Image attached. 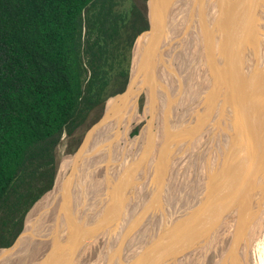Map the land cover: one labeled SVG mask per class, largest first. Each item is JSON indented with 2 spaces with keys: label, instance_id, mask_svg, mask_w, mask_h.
I'll return each instance as SVG.
<instances>
[{
  "label": "bare ground",
  "instance_id": "bare-ground-1",
  "mask_svg": "<svg viewBox=\"0 0 264 264\" xmlns=\"http://www.w3.org/2000/svg\"><path fill=\"white\" fill-rule=\"evenodd\" d=\"M247 1L151 0L149 16L153 22V34L144 36L137 43V62L134 66L136 72L139 71L143 55L148 53L150 70L147 69L146 74L143 73L138 78L134 76L128 94L109 103L100 131L87 140L71 167H68L66 160L63 161L53 190L29 212L23 232L16 242L9 248L0 249V264H50L62 239L58 229L69 208L71 207L72 218L75 220L80 208L75 206L73 209L72 206H79L78 202L90 197V201H94V207L91 206L93 208L88 214L95 212V219H99L105 208L99 209L96 202L106 190L119 192L123 202L135 185L140 186L141 181H144L141 186L152 199L158 191L165 188L168 182L165 181V174H170L172 179L170 177L169 182L172 187L167 186L173 188L170 194L174 197L180 196L181 175L190 181L188 188L194 184L192 189H197L198 196L193 197V202L201 194L204 193L206 197L210 193L211 185L219 182L217 175L224 166L235 161L243 148L239 142L246 135L249 124L253 123L258 103L260 83L257 71L260 69V55L263 52L260 45L264 47V0L253 1L257 4V10L263 12L262 15L260 12L255 14V17L249 12ZM192 61L197 63L196 70L190 69L182 77V68H187ZM186 68H183V74ZM143 89L148 97V113L156 117L148 122L138 138L130 142L126 132L131 129L130 125L140 119L136 115V99ZM157 92H161L162 96L159 97ZM155 119L158 122H154ZM155 123H159V127L154 132ZM130 149L138 150L130 153ZM167 149L169 154L165 158ZM238 174L239 172L236 174V181L239 184L229 192L231 196L224 201L226 207L222 208V218L221 212L212 218L215 222L212 233L215 262L264 264V180L258 177L257 171L244 173L242 176ZM200 178L202 181H199ZM240 179L248 182L245 187L241 186ZM211 200L210 198L206 205ZM206 210L209 213L212 211V214L219 212L209 207ZM141 221L145 223V220ZM112 225L110 223L102 229L101 235L95 240L100 237V240H106L115 230V233L119 231L118 236L123 235L128 246L131 242L126 241L127 231L123 232L119 227L118 231L116 227L112 230ZM126 226L127 223L124 227ZM128 232L135 234L136 229H129ZM124 242L120 241L118 244L121 246ZM118 244L113 247L116 254L121 248ZM74 251L77 254L79 248ZM95 252L93 257L98 259H94L98 264L105 256V260L111 261L117 256L115 254L116 256L109 258V254H106L109 250H99L98 252H103L101 254ZM72 255L73 251H70L65 257ZM103 264L107 263L104 261Z\"/></svg>",
  "mask_w": 264,
  "mask_h": 264
},
{
  "label": "trees",
  "instance_id": "trees-1",
  "mask_svg": "<svg viewBox=\"0 0 264 264\" xmlns=\"http://www.w3.org/2000/svg\"><path fill=\"white\" fill-rule=\"evenodd\" d=\"M124 1L0 0V249L53 189L63 133L126 89L148 21Z\"/></svg>",
  "mask_w": 264,
  "mask_h": 264
},
{
  "label": "rangeland",
  "instance_id": "rangeland-1",
  "mask_svg": "<svg viewBox=\"0 0 264 264\" xmlns=\"http://www.w3.org/2000/svg\"><path fill=\"white\" fill-rule=\"evenodd\" d=\"M148 1L149 0H125L121 5L117 6L116 9H118L120 11H126V10H129V8L132 5H135V6H137L144 13V16L146 17V19L148 21L149 20V17H150L149 16L150 6L148 5ZM144 36L145 35L141 36L140 38H138L136 40V42L134 43V46H133V49L134 50L132 49L131 61H130L131 62V65H132L130 67L133 69L132 73H134V70H135V67L134 66H135V63L137 62L136 59H135V48H136V45L139 42V40L141 38H143ZM189 66L187 68L186 67H183V68H186L185 71H184V74L182 73V71H183V68H182V71H181L182 77H184L187 72H190L191 71L190 69L196 70V67L195 66H197V63H194L192 61L189 64ZM182 81H185V80L182 79ZM184 85L185 84H183L182 86H184ZM126 89H127V87H126ZM126 89L121 94H118L120 96L110 97L102 105H100V106L96 107L94 110H92L88 114L85 122L80 127H78L72 134L69 135L66 132L63 133V135L60 138V142H59V144H58V146L56 148V151H55V155H56V174L57 175H58V172L60 171V168H61L60 166L62 165V163H63L64 160H66V163L68 164V167H71V164L77 159L79 153L74 158V160L71 159V156H74V154H76V152H78V150L83 145L86 136L88 135V133L96 125H97V127H95L94 131H92L90 133V135L88 136L87 140L91 136H93L94 133H98L99 132V129L102 127L101 126L102 125V122L101 121L103 120L104 116L106 115V112H107V108H108L109 103L111 101H113L114 99H117L118 97L124 96L126 93L128 94V92L126 91ZM159 95L162 96L161 92H160V94L158 93V96ZM136 103H137V105H136L137 106V114L136 115L140 119H138V121L135 122L134 124L130 125L129 128L131 127V129L129 131L127 130V132H126V137L128 138V140L130 142H132L133 140H135L136 138H138L141 135L142 130H144L148 126V122L150 120H153L152 118H155L156 117L154 114L152 115V114H149L148 113V110H147L148 109V106H147L148 97H147L146 91H144V89L138 94V98L136 99ZM145 107H146V109H145ZM154 122H158V120L155 119ZM170 125H172V124L170 123ZM156 126L159 127V123H155L154 124V128H157ZM95 130H97V131L95 132ZM155 131H156V129H154V132ZM87 140H86V142H87ZM167 144L168 143L166 142V145ZM135 150L136 149H130L129 152L132 153ZM137 150L135 151V153L137 152ZM168 154H169V149H167L165 158H167ZM69 171H70V168L67 170V172L69 173ZM182 174H184V173H182ZM170 177H171L170 174H165V181L166 182L167 181L168 182L171 181L172 177H171V179H170ZM180 179H181V184H180V189L181 190H179V193L180 194L178 193V195H180V196H178V197H174L173 195L170 194V193L173 192V188H170V187H172L171 184H170L171 182H169V183L167 182L168 186H170V187H168L167 184H166L164 186L165 188H163L160 191H158V193L155 195V198H152V199H150V196L147 195V194H145V190L142 189L143 187L141 185L144 183V181L143 182L141 181V185L140 186L139 185L138 186L135 185V188H133L131 190V192H129L124 197L125 199L123 198L124 199L123 202L120 199V193L119 192L115 191V193H113V191H110V189L109 190H106L102 194L103 197H101L100 199H98L97 202H96V204H97L96 206L97 207L99 206V209H100V207L101 208H103V207L105 208V211H104L103 215L99 219L98 218L95 219V217H94V213L95 212L92 213L91 215L88 214L89 212H91L92 208L94 207V201H90L91 200L90 197H86L85 198L86 200L83 199L85 201L78 202L79 206L78 205L72 206L73 209H74L75 206H77L78 208H80L79 211L77 210L78 215H76L75 220L72 218L71 207H70L68 213H66L65 214L66 216H64V218H63L61 227L58 229L59 230L58 233L60 234V236L62 237V239L59 241L58 249L55 251V255H54V258H53L54 260L52 259L50 264H54V263L55 264H57V263L58 264H62V262L65 259H67L66 260L67 263H71V264L72 263L73 264H75V263L76 264H98V261L97 262L95 261V260H98V259H96L93 256L96 253L95 251L98 252L99 250L100 251H104V252L109 250V252L106 253L107 255L109 254V258L114 257V256L117 255L116 257L113 258L112 261H111V259L105 260V258L107 259V256L104 257V255H103L104 258H102L100 260L101 262L104 263V261H105V263H107V264H111L112 262H114L113 264H115L116 260L118 259V261H117L118 263L116 262V264H120V262L125 259L124 260V263H125L126 261H128L130 259L131 256H133V252L136 253V250L138 248L139 249L142 248V246L149 244V242L153 241L155 239V237L159 236L162 233V231L165 229L166 225H167V227L169 226L168 225L170 223L169 221H172V219L173 220L176 219V215L179 216L181 213L184 214V211H186L187 209H189L188 207H185V206H187L188 202H190L193 199V197L196 198L198 196V192L196 194V190L197 189H195V190L192 189L193 188L192 186H194V184L191 185L188 188V185H190L189 184L190 181L184 175H181ZM199 181H202V178H200ZM166 186H167V189H166ZM190 188H191V190H190ZM164 189H166V191ZM188 190H190V191H188ZM162 191H164V192H162ZM185 193L188 194V195H186ZM148 194H150V193H148ZM184 194H185V196H187L186 198H185ZM221 194H223V193L221 192ZM45 195H47V194H45ZM169 195H171V196L169 197ZM182 195H183V197H182ZM172 198H174V199H172ZM223 198H225L224 195H222L221 201L222 202H224V201L226 202V200H224ZM216 199H217L218 202H215V203L214 202H211L209 204L207 203L206 206L209 207L210 209H213L214 211H217V212L219 211L218 213L221 212V218H222V211H223V209H225L224 207H226V204H225V202L222 203L220 201V199L219 200H218V198H216ZM89 201H90V203H89ZM181 201H182V203H181ZM86 202H87V204H86ZM155 202H157V203H155ZM219 202H221V203H219ZM84 204H86V205H84ZM210 204H212V205H210ZM156 205H157V207H156ZM160 205H162V206L159 207ZM175 205H177L178 207L175 206ZM91 206H93V207H91ZM181 206H183V208ZM184 207H185V209H184ZM149 208H152V209H149ZM176 208H177V210H176ZM206 208H205V210L203 209V214L207 218V215H208L209 212H208V210H206ZM151 210H153V211H151ZM166 210L168 212H165ZM180 210H181V212H180ZM174 211H175V213H174ZM177 211L179 212V214H177L178 213ZM170 213L171 214L173 213L172 215L174 216L175 219L172 218V215ZM85 214L87 216H85ZM169 216L172 219L169 220V218H170ZM165 217H167V219L169 221L167 219H165ZM147 219H150V220L148 221ZM154 219H155V221H154ZM161 219H163V220H161ZM134 220L135 221L136 220L137 221L140 220L139 222L141 224L136 221L135 222L136 223V226H135ZM141 220H143V221L145 220V223H142ZM158 220H159V222H158ZM110 223H113L112 230L116 227L117 231L120 230V229H122L123 232H124V230L127 231V233L125 235V237H127L126 241L131 242V243H128V246L124 242L125 241L124 240L125 238L123 237V235L122 236H118L117 234H119V231L115 233L114 232L115 230L110 233V235L113 234L111 236H114V237L109 236L106 240H104V239L100 240V238H101L100 237L99 239L95 240L96 237L101 233V230L104 229ZM126 223H127V226L125 228L124 225H126ZM137 223H139V224H137ZM161 223L164 224V226ZM154 224H156V225H154ZM157 224H159V225H157ZM200 224H201V226L198 227V230L200 232L198 234V237H197L198 239L196 241V243L199 244V245L197 244V246H198L196 248L197 250L195 249L194 250V254H192V256L188 258L189 260L186 259V261H184L183 264H198V262H199V264H216V262H215L216 255L214 254L213 249H212V237H213L212 236V233L214 232L215 222L211 218L209 221H206L203 224V227H202V223H200ZM152 225L155 226V228ZM150 226H151V228H150ZM159 226L160 227L163 226V227L160 228ZM83 228L85 230H83ZM129 229L130 230L133 229V231L136 229V233L135 234L133 232H130L129 233L128 232ZM157 229H158V231H156ZM198 230H196V231H198ZM60 231H61V233H60ZM146 231H148V233ZM140 233H142V235ZM138 234H140V235L138 236ZM151 236L154 237V239ZM85 239H86L87 242L85 241ZM89 239H91V240H89ZM205 239H206V241H204ZM136 240H137V242H136ZM102 241H104V242L101 243ZM120 241L124 242V243H121V246H120V244H118V243H120ZM141 241L142 242L144 241V244ZM75 242H76V245H75ZM77 242L79 244H77ZM81 242H82V244H81ZM92 242H94V243H92ZM105 242L106 243L108 242L107 243L108 245L111 244L112 242L113 243L111 244V246L110 245L108 246ZM89 243H91L92 245H89ZM137 243H139V244L141 243L143 245L140 244L141 245L140 246V245H137ZM86 244L88 246H86ZM117 244L122 248V250H120L121 248L119 249L120 252L118 251V254H116L117 252L114 253V251H113L114 250L113 247L114 246H117ZM105 245H107L108 248ZM123 245H126L127 248H125L126 246H123ZM129 245H131V247ZM98 246H100V249H99ZM136 247H138V248H136ZM75 248H79V252L77 254H76V251H74ZM116 248H119V247H116ZM111 249H112L113 252L111 251ZM126 249H128V251ZM123 250L126 251V252L124 253ZM198 250H200V251H198ZM70 251H73V255L71 257L69 256V257L66 258L65 257L66 254L69 253ZM195 251H197V253ZM99 253L101 254L103 252H98V254ZM122 254L125 255V256L122 257L123 256ZM196 255H198L200 257H197ZM61 256H62V258H60ZM75 256H76V258L74 259ZM91 257H93V258L91 259ZM125 257L126 258L128 257V260ZM134 258H136V257L134 256ZM195 259H197L198 261L195 260ZM91 260L94 261V262H96V263H93ZM102 260H104V261H102ZM106 261H108V262H106ZM66 262L64 261L63 263L64 264H67ZM101 262H100V264H103ZM121 263H123V262H121ZM142 264H144V263L142 262Z\"/></svg>",
  "mask_w": 264,
  "mask_h": 264
},
{
  "label": "water",
  "instance_id": "water-1",
  "mask_svg": "<svg viewBox=\"0 0 264 264\" xmlns=\"http://www.w3.org/2000/svg\"><path fill=\"white\" fill-rule=\"evenodd\" d=\"M253 1L254 0H248L246 2L247 7H250L249 12H251L252 17H255L254 16L255 14L258 15L259 12L262 15L263 14L262 10L260 11L257 10V4ZM150 3L151 0L148 1L149 6ZM153 30H154L153 22L152 19L149 17L148 30L143 34H141L138 38H140L143 35L145 36L149 34L152 35ZM260 48H263L262 50L263 52L260 55L261 58V61H259L260 69L258 68L259 70L257 71L259 77V83H260L258 84V91H257L258 103L255 108L254 116L252 118L253 123L251 125L249 124V129L246 132V135L239 142L243 148H241L240 152L237 155V158L235 159L234 162H230L228 163V165L224 166L222 172L217 175L219 182H216L213 185H211L210 193L207 194L206 197H204V193H203L195 202H193L192 200L188 202L187 206L185 207H188L189 209L184 211V214H181L179 216L176 215V219L172 220L171 222L169 221L171 219L170 217V219L168 220L170 222L168 224L169 225L168 228L166 226L165 229L162 231V233L158 237H156L153 241L149 242V244L147 245L142 246V248L140 249L138 248L136 250L138 254L135 255V253H133V256H131L130 259L126 261V263L123 262L125 260L124 259L121 261L123 263L120 264H142V262L144 264H183L184 261H186V259L189 260L188 258L191 257L192 254H194V250L197 248L196 241L200 231H196V230H198V227L201 226L200 223H202V227H203V224L206 221H209L211 218L213 217L215 218V216L220 214L216 212L212 214L211 211V213H208L206 218V216L202 212L203 209H205L206 207V202L210 200V198L212 199L211 202L214 203L218 202L216 197L218 198V200L219 199L221 200L222 190H225V193L223 195L228 194L224 200L229 198L231 196L229 192L239 184V181H236V174L238 172H239L238 175L242 176L244 173L248 174L250 172L253 173L254 171H257L258 177L260 176L261 179L264 180V47H261L260 45ZM149 57L150 56L148 53H145V56L143 55V62L141 64L140 67L141 69L139 71L136 72L135 69L134 73H132L133 69L131 68L129 83L126 89L127 92H129L132 86L134 76H136L135 78H138L139 75L141 76V74L143 73L146 74L147 69L150 70ZM116 96H120V95H116ZM105 118L106 115L104 116L103 120ZM95 127H97V125ZM95 127L88 133L83 145L78 150V152L74 154V156H71V159L74 160V158L77 156V154L85 145L86 140L90 135V133L94 131ZM56 181H57V174L55 177L54 186ZM240 183L241 186L245 187L248 182L246 183L245 180L240 179ZM32 208L30 209V211L32 210ZM29 212L27 213L24 219L23 228L25 227L26 218ZM204 241H206V239ZM134 256L136 258H134ZM126 259H128V257Z\"/></svg>",
  "mask_w": 264,
  "mask_h": 264
},
{
  "label": "flooded vegetation",
  "instance_id": "flooded-vegetation-1",
  "mask_svg": "<svg viewBox=\"0 0 264 264\" xmlns=\"http://www.w3.org/2000/svg\"><path fill=\"white\" fill-rule=\"evenodd\" d=\"M157 127V126H156ZM101 129V128H100ZM156 129V128H155ZM100 131V130H99ZM143 189V188H142Z\"/></svg>",
  "mask_w": 264,
  "mask_h": 264
}]
</instances>
